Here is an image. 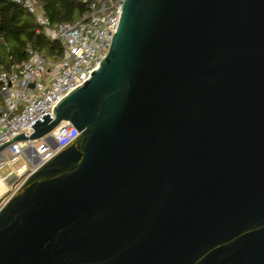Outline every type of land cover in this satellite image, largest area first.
Masks as SVG:
<instances>
[{"label":"water","instance_id":"obj_1","mask_svg":"<svg viewBox=\"0 0 264 264\" xmlns=\"http://www.w3.org/2000/svg\"><path fill=\"white\" fill-rule=\"evenodd\" d=\"M53 112L0 146L79 132L0 207V264H264V0H123Z\"/></svg>","mask_w":264,"mask_h":264},{"label":"built area","instance_id":"obj_2","mask_svg":"<svg viewBox=\"0 0 264 264\" xmlns=\"http://www.w3.org/2000/svg\"><path fill=\"white\" fill-rule=\"evenodd\" d=\"M13 1L33 16L39 31L60 43L61 52L52 61L27 44L25 59L0 62V146L21 133L32 134L31 125L39 117L48 113L53 118L57 103L90 78L109 48L123 5V0H83L88 10L80 18L52 22L34 0ZM78 134L69 121L61 120L38 139L12 140L0 151V169L20 157L26 163L0 179L31 173Z\"/></svg>","mask_w":264,"mask_h":264},{"label":"trees","instance_id":"obj_3","mask_svg":"<svg viewBox=\"0 0 264 264\" xmlns=\"http://www.w3.org/2000/svg\"><path fill=\"white\" fill-rule=\"evenodd\" d=\"M52 22L74 21L87 10L83 0H34ZM55 59L60 43L39 31L33 16L13 0H0V62H19L26 58V45Z\"/></svg>","mask_w":264,"mask_h":264},{"label":"rangeland","instance_id":"obj_4","mask_svg":"<svg viewBox=\"0 0 264 264\" xmlns=\"http://www.w3.org/2000/svg\"><path fill=\"white\" fill-rule=\"evenodd\" d=\"M57 59H50L52 61H56ZM22 163H26V160L24 158H19L17 161H15L12 165H5L3 168L0 169V177L7 175V173L12 168L19 167ZM30 173V171H27L22 176H16L12 175L7 180H1L0 179V207L2 204L7 200V198L16 190V188L20 185V183L24 180V178ZM6 187V192H5Z\"/></svg>","mask_w":264,"mask_h":264}]
</instances>
